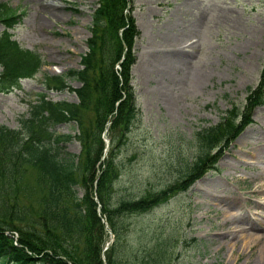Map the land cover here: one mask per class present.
Instances as JSON below:
<instances>
[{
  "label": "rangeland",
  "instance_id": "1",
  "mask_svg": "<svg viewBox=\"0 0 264 264\" xmlns=\"http://www.w3.org/2000/svg\"><path fill=\"white\" fill-rule=\"evenodd\" d=\"M0 1L20 14L10 29L13 36L44 59L19 87L0 91V123L17 127L38 92L77 103V78L67 77L71 88L48 89L44 75L81 68L98 0ZM129 5L139 30L129 80L135 117L120 138H110L109 122L101 135L100 158L113 148L119 167L117 199L165 189L181 178L199 152L197 131L215 124L232 104L242 106L264 67V0H131ZM164 58L169 61L163 76L156 60ZM86 117L90 120L92 111ZM251 118L232 140L213 149L217 168L148 211L120 217L126 223L121 237L106 229L103 250L116 239L113 257L120 264H264V103L253 108ZM55 129L71 135L58 145L79 154L77 123L62 121ZM6 234L16 241V231Z\"/></svg>",
  "mask_w": 264,
  "mask_h": 264
},
{
  "label": "trees",
  "instance_id": "2",
  "mask_svg": "<svg viewBox=\"0 0 264 264\" xmlns=\"http://www.w3.org/2000/svg\"><path fill=\"white\" fill-rule=\"evenodd\" d=\"M130 2L98 0L91 14L87 50L81 54V68L59 76L44 75L48 89H62L67 86V77L77 78L80 85L73 89L77 103L53 101L38 92L37 99L29 100L26 115L18 118L17 127L0 123V264H120L113 257L116 239L103 250L105 230L121 237L126 223L120 217L148 211L187 189L210 167L217 168L213 149L232 140L252 121L253 108L264 103L263 67L262 78L248 87L242 106L232 104L215 124L197 131L199 152L184 166L181 178L165 189L114 198L119 167L113 148L107 150L106 158H100L104 144L101 135L109 122L110 138H120L135 117V96L129 80L135 61L133 42L139 30L130 13ZM19 17L0 1L4 25L0 30V91L19 87L21 78L33 76L44 63L40 52L22 46L9 31ZM89 110L93 115L90 120L86 117ZM62 121L77 123L76 134L82 145L79 154L58 145L59 140L71 137L55 129ZM29 172L32 176L27 181ZM7 231H16V243Z\"/></svg>",
  "mask_w": 264,
  "mask_h": 264
},
{
  "label": "bare ground",
  "instance_id": "3",
  "mask_svg": "<svg viewBox=\"0 0 264 264\" xmlns=\"http://www.w3.org/2000/svg\"><path fill=\"white\" fill-rule=\"evenodd\" d=\"M32 2V1H31ZM43 2V1H42ZM41 8V7H40ZM194 39H191L189 42L187 41L186 43H189L188 45H190V42L193 41ZM182 44V43H181ZM155 61V60H154ZM158 64V66H160L161 68V73H163V76H164V70H165V67H164V64L165 62L169 61V59L167 58H164V59H160V60H156ZM194 74V77L196 78L198 76V72H195V71H192V76ZM201 77V76H200ZM219 155V154H218ZM221 157V156H220ZM264 199V198H263ZM264 210V209H263ZM252 226H256L254 223H252ZM248 234V233H247ZM257 241V240H256Z\"/></svg>",
  "mask_w": 264,
  "mask_h": 264
}]
</instances>
